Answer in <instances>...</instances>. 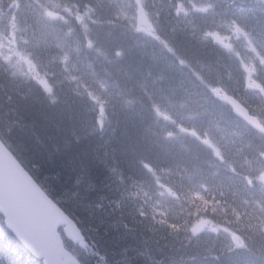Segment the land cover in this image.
<instances>
[{
	"label": "trees",
	"instance_id": "trees-1",
	"mask_svg": "<svg viewBox=\"0 0 264 264\" xmlns=\"http://www.w3.org/2000/svg\"><path fill=\"white\" fill-rule=\"evenodd\" d=\"M165 1H179L190 6L188 18L202 13L205 6L211 12L206 18L220 17L217 21H227L238 15L242 22L239 24L252 31L259 48L264 51V4L259 0ZM219 2L224 8L218 7ZM62 6L73 11L72 6ZM178 14L179 8L175 17H179ZM202 19L199 17L198 20L205 30L208 22ZM203 29L197 31L198 35ZM86 32L84 36L89 46L87 54L91 56L96 53V39L92 32ZM179 39L177 43H184L183 37ZM182 44L174 48L172 53L180 56L174 69L153 75L154 80L150 84L154 91L139 87L134 95L136 103H123L122 107L132 109L129 116H126L122 107L116 109L113 98L128 95L132 85L125 84L128 79L136 77L134 70L138 59L127 55V46L119 49L115 55L121 59L124 77L118 80L119 83L101 81L113 88L108 102L90 95H82V99L77 100L95 108V119H90V126L87 122L82 123L84 120L76 111H64L56 105L49 106L42 102L48 92L63 99L65 95L62 96L60 92L67 93L68 84L58 85V79L50 75H57L62 72V68L53 61H57L56 56L48 57L46 47L41 44H32L30 52L33 56L36 50L41 51L36 61L46 72L47 84L10 79L3 73L0 75V132L3 139L36 180L83 229L88 250L81 256L87 264H142L139 261L145 264H200L203 255L211 260V264H228L226 254L235 249L242 255H254L246 264H264V216L259 211L261 200L257 199L258 193L264 191L258 184L254 188L251 186L258 175L252 169L253 166L260 164L264 168L261 162L264 137L235 117L229 107L209 91L211 85L216 86L209 82L217 80L218 84L225 85L229 93L243 101L253 114L258 113L264 121V70L259 72L256 80L261 90L251 94L244 66L234 54L210 45L201 48L196 44L190 48ZM121 55L125 58H121ZM126 55L132 59V63L125 62ZM83 63H80L81 67ZM153 68L149 67V72ZM193 73L207 77L205 80L201 76L205 89L200 88ZM156 76L161 80H157ZM33 91L38 92V95H33ZM37 101L41 102L40 107L36 106ZM15 111L20 112L19 128L12 130L2 126L3 118L12 119ZM146 114L153 122L150 128L141 131L153 135L155 141L142 142L140 132L136 134L141 138L140 142L127 138L128 130L123 129L118 118L129 119ZM49 119H52L55 131L62 129L69 132L68 135L77 132L87 136L88 143L80 148L85 159L79 165L76 164L74 169H71L70 161L50 157V150L53 149L50 139H54L51 136L55 134L45 133L47 130L43 125ZM106 123V128L98 129L97 125ZM115 126L109 132L111 137L103 145H99L100 140L93 139L89 134L104 135ZM202 137L210 142H203ZM112 139L115 140V146L108 145ZM255 143L261 151L256 157L249 154L253 150L250 145ZM46 146L51 149L48 150ZM216 146L226 153L237 171H230L222 160L217 159L214 152L217 151ZM211 170L222 171L221 177L209 176ZM207 183L214 185L213 189L205 187ZM63 184L70 186L63 190ZM178 211L187 213L186 226H181L177 221L175 213ZM234 214L241 221L236 227L227 219L228 216L235 219ZM202 219L214 222L226 232L239 234L244 244L234 249L223 245L219 247V243L224 244L222 238L215 235L204 238L197 233L196 227ZM247 219L253 220L256 225L252 237L240 226ZM145 228L151 230L144 231ZM107 234L119 240V243L115 242L119 247L112 252L102 242ZM172 237L174 240L171 241ZM146 254V258L139 257ZM0 264H42L15 241L1 221Z\"/></svg>",
	"mask_w": 264,
	"mask_h": 264
},
{
	"label": "bare ground",
	"instance_id": "bare-ground-1",
	"mask_svg": "<svg viewBox=\"0 0 264 264\" xmlns=\"http://www.w3.org/2000/svg\"><path fill=\"white\" fill-rule=\"evenodd\" d=\"M22 1L26 2V0ZM187 1L189 0H186V2ZM28 2L29 4L32 3L31 0ZM54 3H61V5L64 6H72L73 11L67 13V15L63 18L57 19L56 22H51L47 20L44 16L45 8L51 7L50 0H44L43 3L39 5L42 11V14L40 16H37L39 12L34 11L33 15L26 16L23 20L24 24H26L24 26V29L27 27L29 33L22 34V37L19 40V45L22 43V45L19 46L20 49L28 48L31 51L32 44L36 43L42 45L48 42L46 45H42L46 47L45 51L47 52L48 57L52 58V56L55 55L56 58L59 60L53 61L61 68H63L66 72L73 73L72 76H74L73 78L75 83L77 85H80L82 83L81 80L89 81L90 84L101 82L104 80L108 82L119 83L118 80L124 77V75L122 74L123 65L122 62H120L121 59L119 58V55H115V53L119 50L121 46H127V55H129V57H135L138 59L137 66L135 65L136 69L134 70L136 73V77L127 80L128 82L125 84V86H132L130 87L131 89L129 90L128 95L126 97L117 95L113 98L116 109L122 107L123 103L127 105L130 102L132 105H134L137 101V99H134V95H136L139 87L143 90L154 91L150 84V81L154 80L152 78L154 74L171 72L172 69H174L176 64H178V62L180 61V56H174L172 54L173 50L174 48H177L178 45H181L183 43H177V39L182 37L184 38L183 41L185 44L183 43V46L193 48L197 44V46L203 48L204 41L200 39V37H198L197 32L199 31V29L203 28L201 27V21L198 19L199 17L204 19V17H208L211 15L210 10L206 8L202 13H197V15L193 14L189 18L185 16L175 17V13L177 9L181 6V2L173 1L171 3L170 1L166 2L165 0H150V6L143 5L146 8L145 10L148 11L150 16H152V12L154 13L155 18L152 16L155 19L154 22L160 26V29H162L165 36H167L168 38H172L173 41L176 42L174 43L172 40H167L161 34V32L158 31L154 32L151 36V39L156 42V44L154 45L157 46L153 47L149 44L150 42L144 38L146 36L143 32L135 30L131 22L123 20L121 17H119V5L123 4L124 0H54ZM217 4L219 8H224L223 4H221L220 2ZM10 5L12 4H8L5 10H8V7H10ZM145 10L141 9L138 12V21L142 16L148 15L147 13H145ZM29 11L32 12L33 7H31ZM179 12L184 14L183 8H179ZM212 19L213 17L205 18L206 21H210ZM138 24L140 26L139 22ZM2 29L5 30L6 26L0 23V30ZM69 30L73 31L76 36L78 33H80L81 35H85L87 33L86 31H89L90 33L92 32L98 43L96 47V53H92L91 56L88 54L80 56V63L84 62V67L86 68L82 67L83 70L81 74H79V76L74 74L75 71H77L75 61H73L72 64L67 65L66 57L61 56L60 54L61 52L65 53V51L69 52V50L71 51L73 49V46L70 47V44L66 43L61 37V35L68 33ZM137 33H139L140 35H138ZM179 40L181 42V39ZM165 45L168 46L166 49H164V52H168L166 54L159 49H163ZM40 54L41 51L36 50L33 53V57L37 59L38 57L36 58V56H39ZM165 55L168 56L165 57ZM129 57L127 56L125 62L129 61L132 63V59ZM121 58H125L124 55H121ZM149 67L154 68L151 69L149 72ZM1 73H3L4 76L9 77L10 79L14 78L11 77V75H13L12 71L9 72V70L4 69L3 67L0 68V75ZM157 91L160 90L158 89ZM33 92V95H38V92ZM64 92L65 91L60 92L62 96L65 95L63 99H61L59 95L56 97L52 92H48L46 94L47 97L45 98L46 102L44 100H42V102L46 103L47 105L49 104V106H51V104L53 106L56 105L59 107V109H62L64 111L68 109H71L74 112L76 111L77 113H79L82 121L84 120V122H82L84 124H86V122L87 124L90 123V119H95V108L93 109L89 107L84 101L77 102V100L82 99L81 94H75L72 91L70 93ZM40 103H38V101L35 102L36 106L39 107L41 106ZM43 103L42 106L44 109ZM121 109L126 111V116H129L132 112V109L127 106H124ZM34 111H36L35 108ZM70 115L72 116V114ZM19 117L20 112L15 111L12 119L3 118L2 126L6 128L9 127L12 130L18 129L20 125ZM50 118L52 117L50 116ZM11 120L13 121L11 122ZM118 121L121 123V126L124 130H126L127 128L129 133L126 134L127 138L136 139L138 142H140L141 138L137 137L136 135L140 132L141 135L144 137H142V142L149 143L151 141H155V137L153 135H147L145 132L141 131L143 129L150 128V126L152 125L153 121L151 120L149 115L146 114L143 117H131L129 119L118 118ZM43 125H45L47 130L45 133L49 134L50 132H53L57 136L55 137V135H52L51 137H53L54 139H50V142L52 144L50 146L55 150H50L51 148H48L47 146L45 147L50 150L49 154H51L50 157L52 159H64L65 162L70 161L72 164L71 169H74V167H76V164L79 165L81 161H84L85 156L81 152L80 148H82L81 146H84V144L88 143L86 141L87 136H82L77 132H74V134L72 135H68L69 132L67 133L66 131H62V129H58L57 131H55L53 130L54 125L52 119L46 120V122H43ZM88 125L90 126L91 124ZM106 125L107 123L103 126L97 125V127L98 129L103 130L104 128H106ZM116 127L117 126L111 128L104 135H94L90 132L89 134L92 135L91 137H93V139H96L97 141L100 140L99 145H103V143L112 135L109 132L115 129ZM260 127L263 128V124H260ZM148 136L152 140L149 139ZM157 139L159 140L158 137ZM114 142L115 140L112 139L110 142H108V145L115 146L113 144ZM131 145L133 144L131 143ZM250 146L253 150L248 148V150H251L249 154L251 156L256 157L257 154L261 152L257 149L258 145L255 143ZM67 152H70L71 154ZM64 185L65 184H63L62 187ZM68 186L65 185L63 190H66ZM237 200L241 202L240 199ZM175 214L177 221L181 223V226H186L188 224L187 213L178 211ZM227 219L231 222L234 227H236V224L239 225V222H241L240 220H238L237 217L234 219L232 218V216H228ZM240 226L247 234H249L250 237L254 235L256 225L253 220L247 219L242 222ZM230 228L232 231L234 230L232 226ZM149 230L151 229H144V231ZM105 234L106 233H103V235ZM105 237L106 238L102 241L106 244L105 248L112 252V250H116L119 247L117 244H115V242L119 243L118 238L112 237V235L109 234H107ZM111 239L113 243H111ZM172 240H174L173 237L171 238V241ZM218 245L220 247L223 244L219 243ZM24 249L35 260L41 262L42 264H46L44 263L45 258H38L32 252V250L27 247H25ZM50 249H52V247H50ZM51 252L52 251H50L49 254ZM163 254H165V252ZM147 256L148 254L139 257L146 258ZM253 256V254H249V256L242 255L232 250H230V252L226 254L228 264H246L252 259ZM177 257L180 258L181 256L178 255ZM46 260H49V262L54 263L53 259L50 256H46ZM199 262L200 264H211V260L205 255L200 257ZM139 263L145 264L142 261H139Z\"/></svg>",
	"mask_w": 264,
	"mask_h": 264
},
{
	"label": "water",
	"instance_id": "water-1",
	"mask_svg": "<svg viewBox=\"0 0 264 264\" xmlns=\"http://www.w3.org/2000/svg\"><path fill=\"white\" fill-rule=\"evenodd\" d=\"M234 112L254 128L264 132L256 118L248 114L233 97L226 96ZM0 210L6 215L8 227L19 240L46 264H79L62 247L58 227L65 226L68 238L75 243L84 240L82 233L58 205L51 201L33 178L13 159L0 141ZM52 247V249H50ZM52 251L50 254L49 252ZM61 251V252H59ZM48 254V255H47ZM50 256L54 263L46 260Z\"/></svg>",
	"mask_w": 264,
	"mask_h": 264
},
{
	"label": "rangeland",
	"instance_id": "rangeland-1",
	"mask_svg": "<svg viewBox=\"0 0 264 264\" xmlns=\"http://www.w3.org/2000/svg\"><path fill=\"white\" fill-rule=\"evenodd\" d=\"M30 1V0H28ZM32 3L29 5H32L34 3L33 0H31ZM5 4H3V3ZM15 0H0V23H3L4 21H8L10 19V14L7 12V10H5V8L7 7L8 4H15ZM145 10L146 8L143 6V2L142 0H124L123 4L119 5V17H121L123 20H127L129 22L132 23L133 27L135 28V30H139L141 32L144 33V35L147 38H151L152 34L154 32H158L160 31L161 34L168 40H172V38H168L167 36H165V34L163 33V31L161 29H157L156 26L158 25L157 23L154 22V18L155 15L152 12V16H150V14L148 13V11H146L145 13L148 14V18L150 19V21H147L148 24L146 25H142V23L140 22V26L138 24V15H139V11L140 10ZM34 12V10L32 11ZM255 12V11H253ZM41 13H39L37 16H40ZM27 16V12H23L22 13V18H25ZM45 18L47 17L44 14ZM9 18V19H8ZM56 18L54 17H50L49 21L51 22H56L55 21ZM202 20H205L202 19ZM26 25V24H25ZM155 25V26H154ZM154 26V28H153ZM225 29L220 28V31H218V33L221 35V37L223 39H221V44L224 46H227L228 48H232V46L230 47V38H227L226 35H224L222 33V31ZM23 32H28V28L26 27L24 30L19 31V33H13L11 35V38H8L9 36H6L3 34L2 30H0V62L2 63V65L6 68V70L12 71V74L14 75L15 78H20V79H25V80H39L42 78L40 72L41 70L37 67H35L34 69L38 70V71H34L32 69V66L34 65V60L33 58L25 51V49H20L19 46L22 45V43L19 45V40L21 39L19 36H22ZM71 32V38L70 40H66V43L70 44V47L73 46V49L69 52H66L63 54V52H61V56H65L66 57V64H72L73 61H75L76 63V67H77V71H75V75L79 76V74H81L82 72V67H84V64H82V67L80 66V56H84L87 54V49H86V38L84 35H81L80 33L77 34V36L73 33V31L69 30L68 33ZM138 35H140L139 33H137ZM234 37V41L237 43L238 48L240 50L235 49L236 54L239 56V58H241L242 60H244L245 57L248 56V53L252 56L253 52H254V48H253V37H249L248 34L246 33V26H244L242 28V31H238V34L235 35ZM207 39V38H206ZM95 40V39H94ZM173 41V40H172ZM95 43H97V41L95 40ZM150 44V43H149ZM210 45L209 43L205 42V45ZM153 47H157L153 44H150ZM60 46V45H59ZM211 46V45H210ZM122 48H124V46H121L119 49L121 50ZM159 48V47H158ZM244 48V50H242ZM162 52H164L162 50V48H159ZM61 51V50H60ZM166 53V52H164ZM78 56V57H76ZM59 59H57L58 61ZM77 60V62H76ZM245 61V60H244ZM0 63V64H1ZM73 73H68L66 72L63 68H62V72H58L57 75L55 74H50L53 78L58 79V85L63 84L66 82V84H68V88L67 93L68 92H74L75 94H81L82 95H90L92 98H97V99H101V100H107L109 95H112L113 93V88H111V86H107L105 83H101V82H97V83H93L90 84L89 81L86 80H81V84L77 85L74 81V76H72ZM157 80H161V78H159L158 76H156ZM211 78L215 79L212 75ZM207 79V77L205 76V80ZM219 79V78H218ZM173 81V79H171ZM184 81V79H183ZM214 83L216 85V87H218L215 91H213V94L219 98L220 95V85H222L221 83L218 84L217 80L214 82H209ZM194 84V83H193ZM248 87H250L249 85H247ZM195 87L198 88L197 85H195ZM223 87V86H222ZM201 89H205L204 84L200 85ZM225 88V87H224ZM210 91V89H209ZM203 93V92H202ZM108 102V100H107ZM177 102H180V100H177ZM208 227H206L205 229L202 230H207ZM76 250H78V247L75 248Z\"/></svg>",
	"mask_w": 264,
	"mask_h": 264
}]
</instances>
